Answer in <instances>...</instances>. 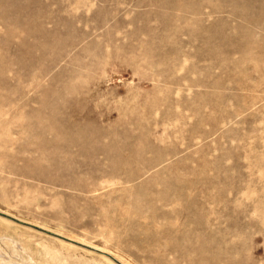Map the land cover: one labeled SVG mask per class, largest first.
<instances>
[{"label": "rangeland", "instance_id": "rangeland-1", "mask_svg": "<svg viewBox=\"0 0 264 264\" xmlns=\"http://www.w3.org/2000/svg\"><path fill=\"white\" fill-rule=\"evenodd\" d=\"M0 264H264V0H0Z\"/></svg>", "mask_w": 264, "mask_h": 264}]
</instances>
